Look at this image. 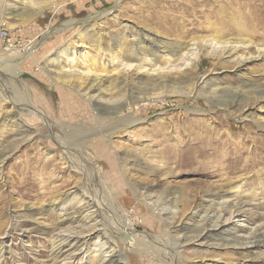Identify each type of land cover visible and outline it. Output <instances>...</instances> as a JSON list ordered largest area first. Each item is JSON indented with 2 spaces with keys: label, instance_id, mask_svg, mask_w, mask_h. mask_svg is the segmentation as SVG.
I'll list each match as a JSON object with an SVG mask.
<instances>
[{
  "label": "rangeland",
  "instance_id": "374dc122",
  "mask_svg": "<svg viewBox=\"0 0 264 264\" xmlns=\"http://www.w3.org/2000/svg\"><path fill=\"white\" fill-rule=\"evenodd\" d=\"M15 2L20 1L0 0V152H11L0 178V264H113L118 257L113 255L111 260H115L107 261V256L98 255L110 249L122 252L128 264H264V256H257L258 252L264 254L263 248H218L191 237L197 233L191 228L199 222V214L208 215L210 222L221 212L228 217L212 207L223 199L212 194L221 186L240 184L238 200L252 203L246 206L250 209L245 218L237 216L234 223L227 224L238 234L249 233L264 221V96L251 105L254 108L245 110L236 103L210 102L199 90L203 78L213 77L217 84L258 96L264 89V55L258 46L238 50L233 57H250L240 64L231 61L216 66L214 57L202 56L198 83L188 96L169 93L146 101L133 98L134 111L144 104L139 114L144 121L115 131L108 149L102 136L110 132L105 130L108 122L97 126L100 112L88 98L117 96L123 93L119 86L114 92L109 90L115 77L138 76L134 67L127 69L124 64H136V60L120 57L117 44L139 38L143 32L171 36L170 19L175 15L176 22L191 31H207L213 24L224 33L237 35V21L244 29L251 28L250 22H242L248 13L243 0H64L41 10L44 5L35 7V15L18 17L12 14ZM118 2V15L88 26ZM6 3L12 6L6 7ZM249 3V14L264 17V0ZM263 28L264 22L259 30ZM27 51L33 52L26 55ZM198 51L194 45L189 54ZM12 54L24 55L18 65L20 74L2 62ZM97 73L103 80L101 88L86 95L80 82ZM140 91L130 88L126 96L157 90ZM19 105L37 109L51 124L39 114L20 113ZM198 109L200 112L194 111ZM15 117L19 123L11 122ZM203 118L213 128L207 130L210 137L225 139L218 150L193 147L195 139L206 134L198 124ZM52 124L60 136L68 133L79 140L88 138L89 146L82 150L80 144L76 146L96 175L91 184L104 209L98 216L91 201L80 205L78 217L70 214L74 194L59 198L62 201L49 210L56 197L75 186L82 187L80 195L86 201L89 197L86 176L67 163L64 147L51 134ZM175 153L180 156L177 162L165 158ZM48 159L52 162L46 166ZM197 163L201 169H195ZM101 219L106 222L101 240L112 247L104 248L97 234L87 232ZM125 223L134 228L130 238L122 232ZM70 232L86 238V243L62 249L60 241Z\"/></svg>",
  "mask_w": 264,
  "mask_h": 264
},
{
  "label": "bare ground",
  "instance_id": "6f19581e",
  "mask_svg": "<svg viewBox=\"0 0 264 264\" xmlns=\"http://www.w3.org/2000/svg\"><path fill=\"white\" fill-rule=\"evenodd\" d=\"M19 1L20 2H15L13 6L9 3L5 4L6 7L12 6L11 9H12L13 16L18 17L24 14L35 15L38 13V10L36 9H38L39 6L44 5L39 8L41 10L44 7H48L51 5H58L61 1H64V0H19ZM195 1L197 2L198 0H195ZM249 1L244 2L243 0V2H241L245 8V11L247 9V12H248L247 15H243V16L241 15V16L243 20L242 22L244 23L250 22L251 28L244 29L241 25V21H237L236 23L240 25L238 27L239 31L237 35H230L229 33H224L223 30L220 27H218L219 25L214 26L213 24L211 26L209 24L211 28H208L207 31L206 29H204L205 31L203 30L200 32L191 31L190 29L187 28V25L176 22L177 19L175 20V16H176L175 15L174 18L170 19V23L172 25L174 24L173 27L171 25L172 29L171 30L169 29L170 32H172L171 36L169 37L164 36V34H155V36H151L150 34H146V33L144 34L143 32L142 36H140L139 38L138 37L133 38V40L127 41L126 43L121 42L120 44H117V46L119 47L118 52H119L120 57H130L131 59L136 60V64L134 63H124V64L127 69H131L132 67H134L133 69L135 70V73H137L138 76L137 77L136 76L135 77L124 76L121 79L119 77H115L114 83L110 87L109 90L111 92H114L115 87L119 86V91H123V93H119V95L116 94L117 96H111L109 99H103L102 97L97 99V98H94V96L92 95L88 96L89 100L93 103V105H95L96 111L100 112L99 116H97L95 119L97 126L104 125L106 122H108V125L105 130L106 132L108 131L110 132L105 133L102 131L103 132L102 136L104 138L103 143L106 149H108L106 145L108 144L110 145L111 143L110 136L115 131L117 132V130H120V128L122 127L128 128L135 123H140L144 121L143 118L139 117V114L143 112L142 110L143 108H141V106H144V104L137 106L136 107L137 109L134 111L133 106L136 103L135 101L151 100L152 98L161 97L162 95L169 94V93H183L186 96L190 95L193 92V88L195 87V84L198 83V80H199V74L197 72L200 67V61H201L202 56L214 57L215 58L214 65L216 66L225 65V63H228L231 61H236V64H240L244 61L250 60V57H246V56L240 57L239 55L238 56L240 58L236 56L233 57L235 53L241 49H246V48L250 49V47L254 44L258 46L259 53L264 55V28L261 31L259 30L260 25H262V23L264 22V17L261 14L254 15V13L252 14L251 12H250L251 14H249L248 7L252 5L249 3ZM35 7L37 8L34 9ZM240 8H243V7L241 6ZM119 9L120 7H119V2H118L116 6L112 7L108 11L100 13L96 17H94L93 21L95 23L92 24L89 22L88 26L94 27V25L102 18L111 16V15H114V16L118 15ZM91 18L92 17H90V19ZM72 22L74 21L72 20ZM71 23L70 22L65 23L62 29L66 28L68 24L70 25ZM213 23L215 24V22ZM257 34L260 37H257V39H255ZM258 39L260 41H257ZM194 45H197V48H199V51L197 53L193 52L189 54ZM31 52L33 51H27L26 55L31 54ZM23 56L24 55H20V54H15V55L12 54L2 59V62L4 66L5 65L7 66L8 69L15 68L16 73L20 74L21 70L18 69V65L23 61ZM6 58H8L9 60H6ZM149 70H152L153 72L151 71L152 73H149L150 72ZM141 72H144L145 74L141 75L140 74ZM106 80L109 81V78H107ZM117 80H119V82H117L116 84L115 82ZM102 82H103L102 78H99V74L97 73L95 77L83 79V81L80 82V87H81V84H83L84 92L86 95H88L95 90L97 91L100 90ZM200 84H201L200 89L199 88L198 89L202 93L203 92L205 93L206 98H208V101L210 102L217 101V103H222L224 105H228L230 103H233V104L236 103L237 106L246 108L245 110L254 108L252 106H254V104L259 99H262V97L264 96V89L262 90L263 92L262 91L258 92L259 94L258 96H251L247 94V91H242L241 88L239 89L238 87H234V86H222L220 84H217L215 83V79L213 77H209L208 79L203 78ZM148 87H151L152 90H157V91L150 93V94H147L148 93L147 92L146 95L144 96L143 94H141L140 96H135V94H131V93H129L130 97L126 96V91L129 90L130 88L134 90H141L140 92L145 93V90H147ZM201 92L199 93L202 94ZM133 98H135L134 99L135 101H132ZM18 107H19L18 109L20 110L19 112L20 113L22 112L25 115H30V114L41 115L37 109H34L31 106L19 105ZM194 111L200 112L199 109L194 110ZM42 119L47 121V123L51 124V121L46 120L43 116H42ZM207 120L208 119H205V118H203L202 120L198 119V124L201 125L200 127L202 128L203 132H206V134L196 138L195 140L197 141L193 142L194 143L193 147L197 149V148H203L207 146L208 149L212 148V149L218 150L220 146L222 147L224 145L225 139L223 141H218V139L215 141L214 138L209 136L207 130L208 128H212V127L206 125ZM255 121L258 123L259 119H255ZM11 122L19 123L16 117L12 119ZM50 126L52 128L51 134L54 135L53 138L57 140V142L64 147V151H65L66 158H67L66 159L67 163L70 162L69 166L71 165L76 170H78V172L83 173L86 176L85 186H86V192L89 194V197L86 201V198H84L83 195H80L83 192L82 187L75 186L74 190L70 191L69 193H66L61 197L60 196L56 197L58 199H55L53 202L50 203L49 210L54 208L56 205H58L62 201V199L59 200V198H68L70 194H74L75 204L72 205L71 207L72 211L69 212L70 214H72L75 217H78L80 215V212L78 210V208H80V205H84L86 202L91 201L93 203V206L96 208L94 211L98 213L97 214L98 216L99 214L102 213L104 209H103V204L100 202V200H98L99 197L95 190L96 186L94 187V185L91 184L92 180L96 179V175L89 168V164L87 163L88 161L85 158H83L84 156L82 157L81 155L82 152L80 151L79 148H77L78 146H76L80 144L82 146L81 150L82 148L89 146L88 138L87 140L85 139L79 140V138L76 137L77 135L70 136L72 134H68V133L64 134V136H60L55 132L56 128L54 124ZM97 126H96V129H97ZM221 135L223 136L222 133ZM97 140H100V139H97ZM96 146H93L92 148L96 149ZM10 153L11 152L9 151L0 152V178L3 177L4 161L10 155ZM78 156H80V159L82 158L84 162L80 163V161H78L79 159ZM165 158H168L167 159L168 161L173 159L175 162H177L180 159V156H178L175 153L174 155L171 154V156L168 155V157H165ZM50 162H52V159H48L45 165L49 166ZM201 168L202 166H200L197 163L195 166V169L198 170ZM240 190H241L240 184L231 185L229 188H225V186L224 187L221 186L220 188H218V190H215V192L211 190L213 192L212 194L215 197L223 198L219 200L218 202H216L215 206L212 205L213 209L217 211L221 209L223 212H225V214L226 213L228 214V217L225 218L223 216V213L221 212L218 215H216L217 217L216 220H211L210 222L209 218L207 217L208 215L199 214V222L195 223L194 226H192L191 228L195 232H197L196 234L191 235V237H193L194 242H199V241L202 242V241L207 240L202 243L205 244L208 242V244L214 247L230 248V249H235V250L244 249V250L249 251L251 249L258 248V247L259 249L260 248L264 249V221L256 224L254 228H250L249 233H243V234L241 233L238 234L237 230L227 225L228 223L233 222L234 218L237 216L238 217L240 216L243 218L247 214L246 210L250 209V208H246V206L251 207L252 205V203H249V202L241 203L238 200L240 197L239 196ZM207 192L209 191L207 190ZM157 198H163V197L158 196ZM36 214H41V213L37 212ZM95 216H93V218ZM261 218L264 220V213H262ZM239 220H241V218ZM104 221L105 220L103 219L99 220L100 224L97 222V224L94 225L93 227H90L87 230V232H91V235L97 234V236H99L100 237L99 239L101 240L102 239L101 237L104 236L103 233L101 234L102 232L101 229L103 230V225L106 224V222L104 223ZM121 224H124V223L121 222ZM239 225L245 226V224H239ZM184 227L188 228L187 226H184ZM133 231H134V228L130 224L125 223L123 227V231H122L124 235L130 234ZM76 233L70 232L67 234V237L63 239V242L60 241L59 245H61L62 249L66 247H68V249L69 248L71 249L73 246L79 247L86 243V238L85 239L83 238L82 240V236L76 235ZM88 234L85 236H89ZM209 240H212V242H210ZM98 243L104 248L112 247V246L107 247V244L109 242L105 240L104 241L101 240ZM98 255L107 256V258L104 259L107 261L111 260V257L114 255L115 257H118V258L116 259V262L113 264H128L127 263L128 260H126V258L122 256L123 255L122 252L120 253L116 249L115 251L114 249H110L103 253L100 252ZM244 255L246 256V254ZM257 256L262 257L264 256V254L261 252H258ZM247 259H250V258H247Z\"/></svg>",
  "mask_w": 264,
  "mask_h": 264
},
{
  "label": "water",
  "instance_id": "95a60500",
  "mask_svg": "<svg viewBox=\"0 0 264 264\" xmlns=\"http://www.w3.org/2000/svg\"><path fill=\"white\" fill-rule=\"evenodd\" d=\"M130 236H129V234H127V238H129Z\"/></svg>",
  "mask_w": 264,
  "mask_h": 264
}]
</instances>
